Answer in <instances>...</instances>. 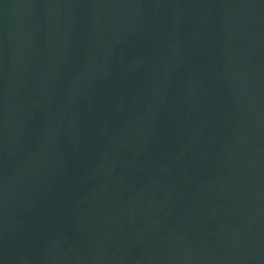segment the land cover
Segmentation results:
<instances>
[{
    "label": "water",
    "instance_id": "95a60500",
    "mask_svg": "<svg viewBox=\"0 0 264 264\" xmlns=\"http://www.w3.org/2000/svg\"><path fill=\"white\" fill-rule=\"evenodd\" d=\"M0 264H264V0H0Z\"/></svg>",
    "mask_w": 264,
    "mask_h": 264
}]
</instances>
